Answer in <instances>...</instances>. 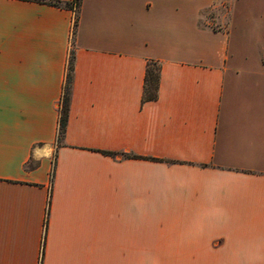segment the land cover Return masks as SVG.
<instances>
[{
  "label": "crops",
  "instance_id": "1",
  "mask_svg": "<svg viewBox=\"0 0 264 264\" xmlns=\"http://www.w3.org/2000/svg\"><path fill=\"white\" fill-rule=\"evenodd\" d=\"M49 1L0 0V264H264V0Z\"/></svg>",
  "mask_w": 264,
  "mask_h": 264
},
{
  "label": "trees",
  "instance_id": "2",
  "mask_svg": "<svg viewBox=\"0 0 264 264\" xmlns=\"http://www.w3.org/2000/svg\"><path fill=\"white\" fill-rule=\"evenodd\" d=\"M42 1V0H40ZM45 1V0H44ZM49 3L54 5H62L61 1L52 0ZM79 4V1L78 3ZM66 5V4H65ZM67 6V5H66ZM160 70L161 66L157 62H149L146 69L144 92H143V102L154 101L158 99L159 96V82H160ZM73 71H74V54L70 56L68 73L66 75V81L64 85V91L62 95L61 108H60V123H59V137L61 138L67 126L68 114L71 102V88L73 82ZM107 154H114L112 152L104 151Z\"/></svg>",
  "mask_w": 264,
  "mask_h": 264
},
{
  "label": "rangeland",
  "instance_id": "3",
  "mask_svg": "<svg viewBox=\"0 0 264 264\" xmlns=\"http://www.w3.org/2000/svg\"><path fill=\"white\" fill-rule=\"evenodd\" d=\"M75 15H76L75 19L77 20V15H78V5H77V8H76V13H75ZM74 22H75V21H74ZM74 25H75V23H74Z\"/></svg>",
  "mask_w": 264,
  "mask_h": 264
}]
</instances>
